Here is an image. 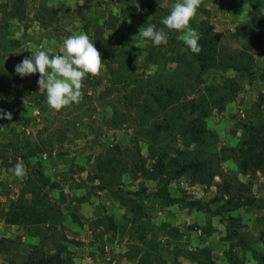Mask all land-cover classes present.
I'll use <instances>...</instances> for the list:
<instances>
[{
	"label": "rangeland",
	"instance_id": "1",
	"mask_svg": "<svg viewBox=\"0 0 264 264\" xmlns=\"http://www.w3.org/2000/svg\"><path fill=\"white\" fill-rule=\"evenodd\" d=\"M175 2L137 0V12L131 0H0V109L13 116L0 119V264H93L98 252L113 257L104 264H263L264 137L256 127L264 122V0H204L190 21L199 55L176 30L165 28L168 43L160 46L139 36L149 24L164 27ZM81 32L101 52L102 74L83 80L81 103L50 109L39 73L22 78L15 66L35 50L63 54L64 38ZM147 62L157 66L146 72ZM237 72L261 82L250 112L229 117L231 128H242L230 147L206 125L241 88ZM80 139L95 146L90 191L111 189L131 212L121 213L119 235L106 215L100 230L112 234L103 245L93 235V249L76 255L82 240L72 228L49 238L46 223L64 219L71 197L57 193L79 173L69 161L70 143ZM226 158L237 168L222 166ZM18 160L27 167L23 180L8 171ZM201 161L222 176L213 187L194 184L192 168L170 178ZM161 176L165 184L147 186ZM10 223L18 238L3 236Z\"/></svg>",
	"mask_w": 264,
	"mask_h": 264
},
{
	"label": "crops",
	"instance_id": "2",
	"mask_svg": "<svg viewBox=\"0 0 264 264\" xmlns=\"http://www.w3.org/2000/svg\"><path fill=\"white\" fill-rule=\"evenodd\" d=\"M260 56L263 60L264 54H261ZM151 66L156 67L157 65L152 62H147L145 66V68L147 69L146 72ZM236 74V80L240 83L241 88H239L235 92V95L233 97L225 99L226 101L224 102L223 107L216 113L218 117L221 118V122H215L219 118H215L213 115L212 117L214 118V120L207 122L206 125V129L208 131L215 133L219 137V139H223V143L230 147L236 146V144L239 142L240 139L238 138V136L241 135L242 128H231V123H228L229 117L233 114L244 117L247 113L250 112L251 104L256 101L258 92V82H261L260 78H254L252 80H249L247 78L246 73L243 72H237ZM261 91L264 92V89ZM261 103V118H259L258 120L264 121V99ZM82 128L83 127H81V129ZM232 134H236L235 137H233L234 135L232 136ZM102 138H104V140L101 139V141L108 140L105 137ZM79 141V145L70 143L72 148H76V152L72 153L73 157H71V161H69V165H75V167L78 168L79 173L77 171V173L74 174L71 178L68 177V181H63V183H60L61 186L64 187V191L62 193L61 190L58 189L59 191L57 193L60 196L64 197L63 199L68 200V198L71 197V199L66 202L67 204H63L66 206V209H64L63 211L64 219L61 221V224L46 223L47 226H49V238L58 237V234L62 231L63 226H65V230L67 228H72L68 229L69 233L71 234V237L82 240L81 245L79 247L75 246L74 249L71 250V252L75 253L76 255L80 252L79 249H86L87 251L93 249V246H91L90 244L93 235L96 234L99 244L103 245L106 240V237L112 234L111 231L100 230L103 227L101 219H103L106 215L111 216L114 223L117 224V233L119 235V233L121 232V220H123L121 213H124L125 211L131 212L130 207L122 203L118 197H115L111 189H98L96 196L93 194V192L90 191V180L88 179L87 174L94 172L91 167H94V169L97 170L95 168V165H92L93 160H95V155L93 154V149L95 148V146H92L91 143L87 142L86 140L85 142H82L81 139ZM102 144L103 146H105L106 144L108 145L110 143L107 141V143ZM96 146L100 147L99 144H97ZM222 164V166H226L225 168L228 167L231 170L232 168H237L233 160H230L229 158L224 159L222 161ZM80 166H84V168L80 170ZM162 177L163 176L159 178L157 177V182L159 183H157L156 181L155 183H152V179L148 178L149 184H147V186L151 187V185L155 186V184H165L166 181L162 179ZM94 180L95 182H99V178L97 176H94ZM90 184L94 183L92 182ZM194 184L204 185L206 187L205 184ZM209 187H213V185H209ZM79 197H83L81 201H78L76 199ZM165 210L167 209L164 208L163 211ZM69 221H71V223H69ZM20 233L21 230L19 229L18 224L10 223L9 226H6L5 233H3V236L18 238L20 236ZM117 233L115 234V236L118 238L119 236H117ZM20 238L23 239L28 237L27 235H25ZM37 238L38 236L36 237V233L35 235L33 233L32 242H36ZM107 244L108 243L104 244V246H106ZM101 251H103V249ZM106 254L101 255V253L98 252L96 260H93V264H104V262H112L113 257L110 254H107L108 256H106Z\"/></svg>",
	"mask_w": 264,
	"mask_h": 264
},
{
	"label": "clouds",
	"instance_id": "3",
	"mask_svg": "<svg viewBox=\"0 0 264 264\" xmlns=\"http://www.w3.org/2000/svg\"><path fill=\"white\" fill-rule=\"evenodd\" d=\"M203 3L204 0H178L171 6L170 14L161 20L164 27L157 28L155 24H149L146 28H140L139 36L160 46L168 43L165 28L176 30L181 33L177 39L192 53L199 55L203 51L199 44L200 33L191 27L190 21L197 17ZM131 4L137 12L142 11L137 0H131ZM62 52L55 54L52 48L35 50L15 66L16 74L22 78L39 73L37 83L40 92H46L49 108L56 111L70 107L73 103H81L84 96L83 80L89 74L99 77L104 68L101 52L86 33H73L64 38ZM0 119L11 121L12 113L0 109ZM8 171L20 180L27 176L23 160H18Z\"/></svg>",
	"mask_w": 264,
	"mask_h": 264
},
{
	"label": "trees",
	"instance_id": "4",
	"mask_svg": "<svg viewBox=\"0 0 264 264\" xmlns=\"http://www.w3.org/2000/svg\"><path fill=\"white\" fill-rule=\"evenodd\" d=\"M202 30V29H201ZM202 33V32H201ZM259 34L264 36V29H260ZM207 35V33H205ZM202 42V41H201ZM261 43H264V41H261ZM257 132L260 133L264 137V122L260 123L258 127H256ZM255 140L256 138L253 137ZM262 143V148L264 147V138L260 139ZM192 168V173H191V181L193 183H200V184H205V185H212L214 177L219 175L222 177L220 174H218L216 171H214L211 167L206 166L203 161L201 162H194L193 164H189L186 166V168H181L178 172L175 173L174 176H171L170 178L178 177L182 175L186 169ZM262 263L264 264V255L262 256Z\"/></svg>",
	"mask_w": 264,
	"mask_h": 264
},
{
	"label": "built area",
	"instance_id": "5",
	"mask_svg": "<svg viewBox=\"0 0 264 264\" xmlns=\"http://www.w3.org/2000/svg\"><path fill=\"white\" fill-rule=\"evenodd\" d=\"M106 248H108V246H105Z\"/></svg>",
	"mask_w": 264,
	"mask_h": 264
}]
</instances>
